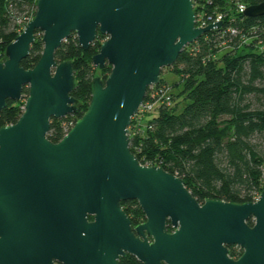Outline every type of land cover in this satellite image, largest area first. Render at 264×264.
Segmentation results:
<instances>
[{
  "label": "water",
  "instance_id": "water-1",
  "mask_svg": "<svg viewBox=\"0 0 264 264\" xmlns=\"http://www.w3.org/2000/svg\"><path fill=\"white\" fill-rule=\"evenodd\" d=\"M243 14L264 15V0ZM220 24L195 27L192 0H35L0 61V109L27 88L19 117L0 126V264H118L126 254L142 264H264V186L254 201L199 203L179 176L128 147L131 117L160 70ZM37 31L40 57L23 68ZM71 32L82 49L105 35L91 62L110 71L92 77L86 110L52 142L50 119L76 108L72 64L54 58ZM130 199L144 215L134 225L121 207ZM225 244L241 255L229 258Z\"/></svg>",
  "mask_w": 264,
  "mask_h": 264
},
{
  "label": "trees",
  "instance_id": "trees-1",
  "mask_svg": "<svg viewBox=\"0 0 264 264\" xmlns=\"http://www.w3.org/2000/svg\"><path fill=\"white\" fill-rule=\"evenodd\" d=\"M261 1L245 0L248 5ZM192 4L195 11L221 13L223 28L232 26L248 33L250 26L264 25V15L236 12L233 0H192ZM27 7L35 11V0H0V60L16 36L13 22ZM218 37L217 29L203 32L169 66L177 79L169 85L159 77L157 84L147 88L145 100L152 92L165 96L142 118L131 117L128 147L141 164L157 165L179 176L198 202L205 198L254 201L264 186V51H258L254 41L224 50L218 46ZM104 38L97 32L88 48L82 49L71 32L55 50L57 61L72 64L75 85L70 94L77 102L73 112L50 119V141L57 142L68 122L73 124L86 110L96 75L91 56ZM41 51L38 35L20 65L32 67ZM99 70L105 78L110 66L106 63ZM22 92L27 93V88ZM22 110V101L7 99L0 109V126L15 122ZM121 207L133 224L144 219L136 200L121 201ZM252 222L247 219L249 225ZM117 262L142 264L130 254Z\"/></svg>",
  "mask_w": 264,
  "mask_h": 264
},
{
  "label": "built area",
  "instance_id": "built-area-1",
  "mask_svg": "<svg viewBox=\"0 0 264 264\" xmlns=\"http://www.w3.org/2000/svg\"><path fill=\"white\" fill-rule=\"evenodd\" d=\"M234 8L236 12L243 13L244 9L248 5L245 0H233ZM193 6V4H192ZM194 10V8H193ZM216 20H221V24L217 27H212L211 29H217L219 33L218 37V46L221 49H231L235 44L242 45L249 41H254V45L258 51H264V35H258L257 31H263L264 34V25L259 27V25H252L249 27V31L243 32L238 28L232 26L222 27L223 15L218 12H214L212 15L205 14L202 11L194 10V25L195 27H204L207 24L214 22ZM210 29V30H211ZM165 96V93L158 94L157 92H152L149 95L148 99H143L141 104L138 106L137 112L132 117H141L144 114L149 113L153 110V107L162 100ZM167 99V97H165ZM66 133V132H65ZM64 133V134H65Z\"/></svg>",
  "mask_w": 264,
  "mask_h": 264
},
{
  "label": "rangeland",
  "instance_id": "rangeland-1",
  "mask_svg": "<svg viewBox=\"0 0 264 264\" xmlns=\"http://www.w3.org/2000/svg\"><path fill=\"white\" fill-rule=\"evenodd\" d=\"M192 7H193V6H192ZM34 13H35V11H33V8H32V7H27V8H25L23 11L19 12V14L17 15V18H16L15 22H13L14 25H15V29H14V31H15L16 35H17L18 33H20V32L23 30V28L25 27L26 23H27V22L33 17ZM38 35L41 36V32H40V31H37V32L35 33V37H37ZM104 39H105V38H104ZM104 39H103V40H104ZM103 40H102V41H103ZM102 41H101V42H102ZM3 60H4V57H3V59L0 60V61H3ZM95 74H96V75H99L100 78H101L102 80L105 79V78H102L101 73H100V70L97 69L96 67H95ZM106 76H107V75H106ZM159 77H162L163 79H165L169 85L171 84L172 81H174V80L177 79V76H175L173 73H171V69L169 68V66L163 67V68L160 70ZM170 89H171V91H175L172 87H170ZM21 93H22V95H21V97H20L19 100L22 101V103L24 104L25 97H26V94H27V93H23L22 91H21ZM72 125H73V124H71V121L68 122V124H67V127H68V128H67L66 130H68ZM133 129H134V128L131 127L130 130L133 131ZM128 130H129V129H128ZM128 136H129V135H128ZM143 165L148 166L149 163H144ZM257 196H258V195H257ZM143 220H144V219H143ZM139 222H141V221H139Z\"/></svg>",
  "mask_w": 264,
  "mask_h": 264
},
{
  "label": "flooded vegetation",
  "instance_id": "flooded-vegetation-1",
  "mask_svg": "<svg viewBox=\"0 0 264 264\" xmlns=\"http://www.w3.org/2000/svg\"><path fill=\"white\" fill-rule=\"evenodd\" d=\"M201 203V202H199ZM143 221V220H142ZM139 223V222H138ZM133 224V223H132ZM136 224V223H135ZM134 225V224H133ZM168 226L170 227V230H168ZM166 230L167 231H172V227L169 223V221H166ZM227 248V253L226 255L231 258L236 260L242 253L243 249L237 245V244H225L224 245ZM125 256V255H124ZM52 264H62L58 261H56L55 259H52Z\"/></svg>",
  "mask_w": 264,
  "mask_h": 264
}]
</instances>
